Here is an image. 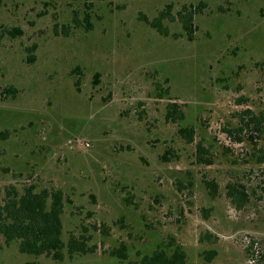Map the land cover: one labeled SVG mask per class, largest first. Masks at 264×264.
Returning a JSON list of instances; mask_svg holds the SVG:
<instances>
[{
	"label": "rangeland",
	"instance_id": "374dc122",
	"mask_svg": "<svg viewBox=\"0 0 264 264\" xmlns=\"http://www.w3.org/2000/svg\"><path fill=\"white\" fill-rule=\"evenodd\" d=\"M200 1L0 0V130L10 132L0 195L9 185L63 189V239L97 245L57 262L0 236V264H117L108 250L122 242L130 259L179 245L189 264H264V164L247 139L256 133L238 142L225 131L247 109L264 114V0H203L192 41L177 22L164 37L142 20ZM87 12L90 30L73 21ZM171 102L183 121L166 120ZM180 126L194 127L193 143ZM199 142L213 164L197 163ZM205 179L218 183L215 197ZM237 180L251 194L242 209L226 195ZM208 232L217 239L201 242Z\"/></svg>",
	"mask_w": 264,
	"mask_h": 264
},
{
	"label": "trees",
	"instance_id": "16d2710c",
	"mask_svg": "<svg viewBox=\"0 0 264 264\" xmlns=\"http://www.w3.org/2000/svg\"><path fill=\"white\" fill-rule=\"evenodd\" d=\"M206 5V2L201 0L198 4L184 5L174 13L173 5L167 4L153 19L150 20L146 15H143L142 20L164 37L171 35L168 22H177L181 24L187 39L192 41L198 31L195 17L205 10ZM78 19V14L75 13L74 22L86 30L92 29L93 24L88 12L83 20ZM69 27L64 28L66 35L69 34ZM8 31L12 36L21 33L19 28ZM179 35L173 34L176 38ZM259 65L264 67V61ZM97 75L95 76L97 77ZM78 83L77 80L76 84ZM4 92L15 96L18 90L11 88L4 89ZM165 117L168 122L178 123L184 120L185 114L177 103L171 102L167 106ZM241 119V124L237 128H228L225 131L231 136L234 135L238 142L245 139L236 135H242L249 130L256 133L251 134L247 139L253 145V153L257 163L264 164V114H257L251 109H247L242 112ZM177 134L188 144L195 141L196 132L192 126H180ZM9 136L8 130H0V144ZM168 154L169 151H166L162 156L165 161H169ZM195 156L198 164L211 165L214 162L209 149L201 142L196 145ZM262 174H264V169ZM204 182L210 195L215 197L218 191V183L214 179H205ZM226 195L234 207L242 209L250 201L251 194L246 184L237 180L229 181L226 184ZM125 199L130 202L129 197ZM67 201L68 198L64 190L54 185L39 188L38 184L32 183L21 187L16 185L5 187L3 195H0V236L3 237L7 245L13 241L18 242L21 253L34 256L45 255L57 262L63 261L66 256L72 258L76 254L94 253L97 245H90L85 234L79 236L73 234L67 241L63 239L64 224L62 217ZM211 239H217V237L209 232L200 237L201 242ZM108 254L118 259L117 264H189L186 251L179 245L172 250L160 246L151 254L142 255L138 259H130L128 247L122 242L119 246L109 248ZM216 254V250L207 251L205 258L211 261ZM25 264L40 263L29 261Z\"/></svg>",
	"mask_w": 264,
	"mask_h": 264
},
{
	"label": "built area",
	"instance_id": "2783aa9c",
	"mask_svg": "<svg viewBox=\"0 0 264 264\" xmlns=\"http://www.w3.org/2000/svg\"><path fill=\"white\" fill-rule=\"evenodd\" d=\"M87 145L89 146V144L87 143Z\"/></svg>",
	"mask_w": 264,
	"mask_h": 264
}]
</instances>
